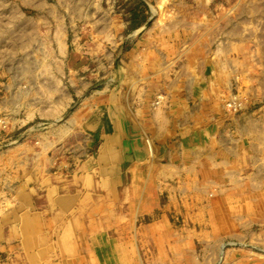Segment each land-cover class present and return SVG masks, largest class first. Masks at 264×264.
<instances>
[{
  "label": "rangeland",
  "instance_id": "374dc122",
  "mask_svg": "<svg viewBox=\"0 0 264 264\" xmlns=\"http://www.w3.org/2000/svg\"><path fill=\"white\" fill-rule=\"evenodd\" d=\"M121 72L130 104L141 90L151 96L139 106L163 118L146 125L151 142L169 141L148 145L141 173L94 191L84 115L97 105L86 87L116 85ZM183 83L189 101L168 95ZM184 114L200 122L188 145ZM54 126L55 142L39 138ZM72 134L76 145L64 142ZM26 140L42 155H78H62L61 185L43 182L52 168L42 165L33 206L12 215L30 217L33 239L21 237L22 218L1 224L0 264H264V0H0V152ZM14 204L0 193L1 219ZM12 230L17 238L5 239Z\"/></svg>",
  "mask_w": 264,
  "mask_h": 264
},
{
  "label": "crops",
  "instance_id": "0c3cea01",
  "mask_svg": "<svg viewBox=\"0 0 264 264\" xmlns=\"http://www.w3.org/2000/svg\"><path fill=\"white\" fill-rule=\"evenodd\" d=\"M154 10L158 11L157 9ZM127 57H129V55ZM183 57L185 56L179 55L176 58L182 59ZM137 58L138 57H136V59ZM140 58L143 59L142 57ZM131 74L132 72L130 70H126V76ZM111 76V73H109L106 76V79H110ZM94 78L93 75L91 77L93 82L95 80ZM123 78L125 77H122L121 72V75L118 76V82L116 85L109 81L108 84L106 83L102 88L93 91L91 90V92L90 88L86 87L87 93H90L86 99L90 100V97L94 96L97 105L96 109L95 107L92 110L88 109L84 115V118L86 119L85 128L90 129L91 133L86 141L88 142V144H86L88 154L85 155H88V157L85 163V168L88 169L87 176L92 183L94 191L100 192L105 188V185H107L106 188L108 189H103L102 191L114 189V184H118L119 187L124 180L123 177H133L134 168L138 169L134 172V175L141 173L139 169H142V166L139 162L146 158L145 155H149L150 152L147 150L148 145L153 142L155 144H160L169 141V139H166L167 137L165 139H163V137L159 139V135L157 134V138L154 139L152 137L151 142L150 136L152 134L149 135L145 128L148 124L151 126L159 125L163 118H157L154 108H151L150 112L147 113L146 111L148 110H144L141 105L139 106L140 98L142 100L145 96L146 98L151 96L146 95V93L144 94L141 90L139 91L136 89L134 106H132L130 102L133 100L130 99L131 97L129 96L132 88L129 85L126 88L124 87L126 84L123 82ZM122 82L124 83L123 87ZM121 87L122 91H120ZM169 94L178 97L182 96L186 101H189L190 96H192L194 92L191 91L188 83H183L182 86L177 88V91L169 92L168 95ZM182 102L179 104L182 105ZM178 121L179 124L177 125L179 127H183L185 130L189 129L184 133L181 132L184 139L183 144L188 145L194 139L191 136V129H195V126L200 124V122L195 121V123H193L191 121V116L185 114L184 117H180ZM201 128L203 129L204 127H200V129ZM52 130L39 133V138H47V134H54V136L49 137L55 142L57 131L56 126H54V129ZM200 131L201 130L198 132ZM201 133H204V131L202 130ZM162 134L164 133L162 132ZM167 135L168 134L164 136ZM68 138L69 139L64 141L66 144H78L79 139L76 140L75 138L77 137L73 134ZM204 143H206V139H204ZM33 146L34 145L30 140H26L10 146L4 152H0V193L3 194L5 198L15 202V204L10 206V208L6 210V213L2 215L3 219L0 218V227L1 224L4 223H20L22 218L25 227L23 228V231H20L22 233H20V235L22 238L25 237L26 241L33 239V235H31L30 217L25 215L20 217L17 222H13V211H16L19 208L21 209L22 207H28L29 205L33 206V202L37 198V193L40 192L39 182L40 173L42 172L41 167L43 164L47 165L48 162V166L52 168L51 173H49L48 176L44 175L43 182L45 184L50 183V185H53L54 183H57L56 185H61L62 182L59 184L57 182L58 176H61L57 173V167H60L61 165L62 155H69L71 158L73 155H78L77 150L75 151L74 147H71L70 153L68 149H66L61 152L52 151L46 153V155H42L39 151L40 149L38 150V148L35 147V150ZM167 155H174V153H167ZM212 159L214 158L212 157L206 160V163L211 167L213 165L211 162ZM142 173L144 174V170H142ZM68 181L67 184L70 185L71 190L73 187H77L78 185H76V183L79 181L78 174H76L75 177H71ZM7 187L10 189H7ZM13 188L17 191L15 193V200L13 199ZM55 194L56 193H54V195ZM139 198H141V196ZM146 199H148L147 195ZM16 234L17 233L12 230L10 234L8 233L4 237H6L5 239L13 241L14 238H17ZM65 246L68 250L72 247L67 240Z\"/></svg>",
  "mask_w": 264,
  "mask_h": 264
},
{
  "label": "bare ground",
  "instance_id": "6f19581e",
  "mask_svg": "<svg viewBox=\"0 0 264 264\" xmlns=\"http://www.w3.org/2000/svg\"><path fill=\"white\" fill-rule=\"evenodd\" d=\"M161 6H162V5H161ZM152 10H153V9H152ZM153 11H155V10H153ZM226 11H227V10H226ZM229 12H230V11H229ZM229 12H228V13H229ZM225 13H226V12H225ZM220 14H221V13H220ZM224 16H225V14H224ZM227 16H228V15H227ZM222 17H223V16H222ZM104 23H105V22H104ZM220 23H221V22H220ZM106 24H107V23H106ZM106 24H105V25H106ZM198 24H199V22H198ZM103 25H104V24H103ZM217 25H218V24H217ZM220 26H221V25H220ZM220 26H219V27H220ZM216 27H217V26H216ZM58 28H59V27H58ZM58 28H57V29H58ZM105 28H106V26H105ZM216 29H217V28H216ZM62 32H63V30H62ZM57 33H58V31H57ZM106 36H108V35H106ZM106 36H105V37H106ZM58 37H59V36H58ZM52 38H53V37H52ZM41 39H42V38H41ZM45 39H46V38H45ZM45 39L43 38V40H45ZM48 39H50V38H48ZM46 40H47V39H46ZM55 40H56V39H55ZM62 41H63V40H62ZM74 41H75V40H74ZM49 42H50V41H49ZM41 43H42V42H41ZM50 43H51V42H50ZM57 43H59V42H56V44H57ZM63 43H64V42H63ZM63 43H62V45H63ZM47 45H48V44H47ZM47 45H46V46H47ZM62 45H61V46H62ZM55 46H58V45H55ZM59 47H60V45H59ZM63 47H64V45H63ZM63 47H61V48H63ZM50 48H51V46H50ZM222 48H223V46H222ZM222 48H221V49H222ZM45 49H48V48L46 47ZM53 49H54V48H53ZM53 49H52V50H53ZM64 50H65V49H64ZM53 51H54V50H53ZM56 51L60 52L59 50H56ZM223 51H225V50H223ZM46 52H47V51H46ZM46 52H44V53H46ZM44 53H43V54H44ZM50 53H51V52H50ZM223 53H224V52H223ZM51 54H52V53H51ZM60 54H64V53L60 52ZM45 55H46V54H45ZM52 55H53V54H52ZM226 56H227V54H226ZM46 57H48V56H46ZM51 57H52V56H51ZM51 57H50V59L52 60ZM53 57H54V56H53ZM41 58H43V57H41ZM56 58H58V57H56ZM43 59H44V58H43ZM226 59H227V58H226ZM53 60H54V58H53ZM55 60H58V59H55ZM23 61H24V60H23ZM58 61H59V60H58ZM43 62H44V61H43ZM50 62H51V61H50ZM54 62H55V61H54ZM60 62H61V61H60ZM18 63H19V62H18ZM24 63H25V61H24ZM40 63H41V62H40ZM27 64H28V63H27ZM52 64H53V62H52ZM58 64H59V63H58ZM61 64H62V63H61ZM222 64H223V63H222ZM45 65H46V64H45ZM48 65H49V64H48ZM48 65H47V66H48ZM53 65H54V64H53ZM40 66H41V64H40ZM56 66H57V65H56ZM222 66H223V65H222ZM27 67H29V65H28ZM27 67H26V68H27ZM41 67H42V66H41ZM54 67H55V65H54ZM57 67H58V66H57ZM61 68H62V67H61ZM61 68H60V69H61ZM36 69H37V68H36ZM40 69H45V66H44L43 68H40ZM34 70H35V69H34ZM34 70H31V71L34 72ZM38 70H39V69H38ZM38 70H37V71H38ZM24 71L26 72V69H25ZM28 71H29V70H28ZM42 71H43V72L40 71L41 74H42V73H46V71H44V70H42ZM47 71H48V69H47ZM57 71L59 72L60 70H57ZM67 71H68V69H67ZM69 71H70V69H69ZM69 71H68V72H69ZM73 71H75V70H73ZM22 72H23V71H22ZM14 73H15V72H14ZM16 73H17V72H16ZM26 73H27V72H26ZM31 73H32V72H31ZM36 73H37V72H36ZM48 73H49V71H48ZM223 73H224V72H223ZM223 73H222V75H223ZM18 74H19V73H18ZM22 74L25 75V73H22ZM28 74H29V73H28ZM33 74H34V73H33ZM38 74H39V73H38ZM49 74H50V73H49ZM49 74H48V76H49V78H50L51 75H49ZM61 74H62V73H61ZM219 74H220V73H219ZM12 75H13V74H12ZM29 75H30V74H29ZM43 75H44V74H43ZM27 76H28V75H27ZM27 76H26V77H27ZM54 76H55V75H54ZM54 76H53V77H54ZM15 77L18 78V75L15 76ZM78 77H79V76H78ZM11 78H13V77H11ZM24 78H25V77H24ZM28 78H29V77H28ZM35 78L37 79V77H35ZM39 78H42V77H39ZM44 78H46V77H43V79H44ZM54 78H55V77H54ZM73 78H75V77H73ZM29 79H30V78H29ZM43 79H42V80H43ZM50 79L52 80V78H50ZM50 79H49V80H50ZM56 79H57V78H56ZM42 80H40V81L37 80V81H39V84H40V82H41ZM45 80H47V79H45ZM53 80H54V79H53ZM19 81H20V80H19ZM21 81H22V80H21ZM26 81H27V80H26ZM54 81H56L54 84H55V85H56V84L58 85L57 82H59V80H58V81H57V80H54ZM110 81H111V80H110ZM15 82H16V81H15ZM15 82H14V83H15ZM29 82H30V84H31L32 81H29ZM48 82H49V81H48ZM51 82H52V81H50V83H51ZM69 82H70V81H69ZM17 83H18V81H17ZM17 83H15V84H17ZM34 83H35V82H34ZM36 83H37V82H36ZM50 83H49V85H50ZM11 84H12V83H11ZM28 84H29V83H28ZM43 84H44V83H43ZM46 84H47V83H46ZM13 85H14V84H13ZM32 85H33V84H32ZM47 85H48V84H47ZM55 85L51 84L50 86H51V88H53L52 86H55ZM57 85H56V87H57ZM59 85H60V83H59ZM69 85H70V84H69ZM11 86H12V85H11ZM16 86H17V85H16ZM43 86H44V85H43ZM45 86H46V85H45ZM60 86H61V85H60ZM62 86H63V84H62ZM25 87H26V86H25ZM39 87L41 88L40 85H39ZM64 87H65V86H64ZM11 88H12V87H11ZM13 88H14V87H13ZM18 88H19V86H18ZM37 88H38V86H37ZM45 88H46V87H45ZM47 88H48V87H47ZM47 88H46V89H47ZM51 88H48V91H49ZM58 88H59V87H58ZM16 89H17V88H16ZM29 89H30V88H29ZM38 89H39V88H38ZM59 89H60V88H59ZM61 89H62V88H61ZM71 89H72V88H71ZM14 90H15V88H14ZM14 90H13V91H14ZM41 90H42V89H41ZM41 90H39V91L41 92ZM43 90H44V88H43ZM43 90H42V91H43ZM51 90H52V89H51ZM62 90H63V89H62ZM64 90H65V89H64ZM69 90H70V89H69ZM26 91H28V90H26ZM34 91H37V90L34 88ZM53 91H54V90H53ZM55 91H57V90H55ZM59 91H60V90H59ZM65 91H66V90H65ZM18 92H19V91H18ZM23 92H24V91H23ZM23 92H22V93H23ZM63 92H64V91H63ZM37 93H38V92H36V94H37ZM50 93H51V92H50ZM50 93H49V94H50ZM52 93H53V92H52ZM55 93H56V92H55ZM57 93H58V92H57ZM15 94H16V93H15ZM15 94L13 95L14 97H15ZM20 94H21V92H20ZM20 94L18 93L19 96H20ZM38 94H39V93H38ZM62 94H63V93H62ZM62 94H59V95H62ZM71 94H72V93H71ZM11 95H12V94H11ZM11 95H10V96H11ZM25 95H27V94H25ZM34 95H35V94H34ZM40 95H41V94H40ZM42 95H43V94H42ZM44 95H45V94H44ZM50 95H51V94H50ZM67 95H68V93H67ZM235 95H236V94H235ZM13 96H11V97L13 98ZM23 96H24V94H23ZM38 96H39V95H38ZM48 96H49V95H47V97H48ZM52 96H53V95H52ZM62 96H63V95H62ZM161 96H162V95H161ZM164 96H165V95H164ZM16 97H17V96H16ZM20 97H21V96H20ZM53 97H54V99H55V96H53ZM56 97H57V96H56ZM68 97H69V96H68ZM158 97H159V96H158ZM234 97H235V96H234ZM24 98H25V97H24ZM26 98H27V97H26ZM26 98H25V99H26ZM39 98H40V97H39ZM39 98H37V99H39ZM60 98H61V97H60ZM65 98H66V97H65ZM69 98H70V97H69ZM160 98H161V97H160ZM165 98H166V97H165ZM236 98H237V97H236ZM13 99H14V98H13ZM44 99H45V98H44ZM62 99H63V98H62ZM62 99H61V101H62ZM22 100H23V99H22ZM51 100H52V98L50 97V101H51ZM59 100H60V99H59ZM59 100H58V101H59ZM154 100H155V99H154ZM230 100H231V99H230ZM230 100H229V101H230ZM236 100H237V99H236ZM27 101H28V100H27ZM39 101H40V99H39ZM50 101L48 100V103H50ZM56 101H57V98H56ZM65 101H66V100H65ZM6 102H7V101H6ZM8 102H9V101H8ZM19 102H20V101H19ZM23 102H24V101H23ZM28 102H29V101H28ZM30 102H31V101H30ZM33 102H34V101H33ZM45 102H46V104H47V101H45ZM59 102H60V101H59ZM164 102H165V101H164ZM232 102H234V101L232 100ZM39 103H40V102H39ZM53 103H56V102H53ZM60 103H61V102H60ZM153 103H154V102H153ZM158 103H159V102H156V104H158ZM230 103H231V102H229V104H230ZM20 104H21V103H20ZM26 104H28V103H26ZM31 104H34V103H31ZM35 104H36V101H35ZM43 104H44V103H43ZM46 104H45V105H46ZM61 104H63V103H61ZM61 104L59 105V107L61 106ZM65 104H66V103H65ZM16 105H17V104H16ZM40 105H41V104H40ZM51 105H52V104H50V106H51ZM158 105H159V104H158ZM158 105H157V107H158ZM235 105H236V104H235ZM241 105H243V104H241ZM241 105H240V106H241ZM24 106H26V105L24 104ZM31 106H32V105H31ZM43 106H44V105H43ZM50 106H48V107H50ZM52 106H54V105H52ZM160 106H161V105H160ZM231 106H232V105H231ZM237 106H238V105H237ZM16 107H17L16 109H18V106H16ZM33 107H34V106H33ZM33 107H32V108H33ZM59 107H57V108H59ZM242 107H243V106H242ZM10 108H11V107H10ZM21 108H23V107L21 106ZM24 108H25V107H24ZM27 108H28V107H27ZM34 108L36 109V107H34ZM46 108H47V107H46ZM61 108H62V106H61ZM235 108H236V107H235ZM25 109H26V108H25ZM30 109H31V108H29V110H30ZM49 109H50V108H49ZM54 109H55V107H54ZM233 109H234V107H233ZM22 110H23V109H22ZM32 110H33V109H32ZM44 110H46V109H44ZM56 110H57V109H56ZM56 110H55V111H56ZM11 111H12V113H13V110H11ZM16 111H18V110H16ZM25 111H26V110H25ZM38 111H40L39 108H38ZM41 111H42V110H41ZM48 111H49V110H48ZM48 111H47V113H48ZM53 111H54V110H53ZM57 111H58V110H57ZM22 112H23V111H22ZM49 112H50V111H49ZM15 113H16V112H15ZM31 113H32V112H31ZM31 113H30V114H31ZM53 113H54V112H52V115H53ZM56 113H57V112H56ZM58 113H59V112H58ZM63 113H64V112H63ZM17 114H18V113H17ZM25 114H26V112H25ZM25 114H24V115H25ZM35 114H36V113H35ZM41 114H42V112H41ZM41 114H40V115H41ZM45 114H46V113H45ZM54 114H55V113H54ZM68 114H69V113H68ZM21 115H22V114H21ZM32 115H33V114H32ZM38 115H39V114H38ZM42 115H43V114H42ZM42 115H41V116H42ZM49 115H50V114H49ZM52 115H51V117H52ZM6 116H7V115H6ZM61 116H62V115H61ZM68 116H71V115H68ZM13 117H14V116H13ZM19 117H20V116H19ZM19 117H18V118H19ZM23 117H24V116H23ZM30 117H32V116H30ZM38 117H39V116H38ZM64 117H65V116H64ZM33 118H34V117H32V119H33ZM47 118H48V117H47ZM47 118H46V119H47ZM52 118H53V117H52ZM54 118H55V117H54ZM58 118H59V117H58ZM15 119H16V118H15ZM23 119H24V118H23ZM61 119H62V118H61ZM4 120H5V119H4ZM59 120H60V119H59ZM11 121H12V118H11ZM20 121H21V120H20ZM25 121H26V120H25ZM46 121H47V120H46ZM55 121H56V120H54V122H55ZM26 122H27V121H26ZM17 123H18V122H17ZM11 124H13V122H12ZM35 124H36V123H35ZM54 124H55V123H54ZM20 125H21V124H20ZM28 125H29V124H28ZM55 125H56V124H55ZM10 126H11V125H10ZM12 126H13V125H12ZM35 126H36V125H35ZM18 127H19V126H18ZM43 127H44V126H43ZM45 127H46V126H45ZM57 127H58V126H57ZM12 128H13V127H12ZM47 128H49V126H48ZM50 128H51V127H50ZM52 128H54V127H52ZM52 128H51V130H52ZM37 129H38V128H37ZM39 129H40V128H39ZM44 129H45V128H44ZM17 130H18V129H17ZM19 130H20V128H19ZM45 130H46V129H45ZM8 131H9V130H8ZM39 131H40V130H39ZM58 131H59V134H60V130H57V132H58ZM61 131H62V130H61ZM22 132H23V131H22ZM33 132H35V131H33ZM52 132H53V130H52ZM6 133H7V132H6ZM20 133H21V132H20ZM27 133H28V132H27ZM31 133H32V132H31ZM54 133H55V132H54ZM21 134H22V133H21ZM23 134H24V133H23ZM56 134H57V133H56ZM25 135H26V134H25ZM57 135H58V134H57ZM7 136H8V135H7ZM11 136H12V134H11ZM148 140H149V139H148ZM37 141H38V140H37ZM12 142H13V141H12ZM12 142H11V143H12ZM148 142H149V141H148ZM7 143H8V142H7ZM9 144H10V143H9ZM118 262H119V261H118Z\"/></svg>",
  "mask_w": 264,
  "mask_h": 264
}]
</instances>
